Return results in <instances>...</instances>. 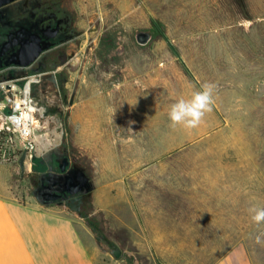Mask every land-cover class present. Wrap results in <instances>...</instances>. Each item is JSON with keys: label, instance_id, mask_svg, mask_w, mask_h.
Instances as JSON below:
<instances>
[{"label": "rangeland", "instance_id": "374dc122", "mask_svg": "<svg viewBox=\"0 0 264 264\" xmlns=\"http://www.w3.org/2000/svg\"><path fill=\"white\" fill-rule=\"evenodd\" d=\"M66 3L80 35L58 72L65 100L45 90L31 166L20 152L0 162V191L38 205V172L65 146L93 189L73 208L49 207L78 217L111 256L264 264V224L249 211L264 207V0ZM140 31L152 35L144 46ZM205 83L212 111L194 129L172 127L171 105Z\"/></svg>", "mask_w": 264, "mask_h": 264}, {"label": "flooded vegetation", "instance_id": "af4514ba", "mask_svg": "<svg viewBox=\"0 0 264 264\" xmlns=\"http://www.w3.org/2000/svg\"><path fill=\"white\" fill-rule=\"evenodd\" d=\"M75 15L68 7L66 0H10L0 7V75L11 77L24 74V78L39 77L33 83L40 84L32 95L37 104H43L46 99L45 90L54 91L55 98L61 103L62 93L56 89L60 75L59 69L68 63L66 46L78 38L80 33L76 29ZM33 42V44H32ZM34 46L41 49L35 62L28 68H21L19 51L22 47ZM50 113H57L58 108H49ZM73 154L63 146L52 156L46 157L43 169L38 172L36 193L44 185L57 189L51 181L57 175H65L73 169ZM65 165V171L60 169ZM58 193L57 204L74 207L71 203L73 197L86 193L69 195Z\"/></svg>", "mask_w": 264, "mask_h": 264}, {"label": "crops", "instance_id": "0c3cea01", "mask_svg": "<svg viewBox=\"0 0 264 264\" xmlns=\"http://www.w3.org/2000/svg\"><path fill=\"white\" fill-rule=\"evenodd\" d=\"M80 221L0 191V264H127L89 241Z\"/></svg>", "mask_w": 264, "mask_h": 264}, {"label": "built area", "instance_id": "2783aa9c", "mask_svg": "<svg viewBox=\"0 0 264 264\" xmlns=\"http://www.w3.org/2000/svg\"><path fill=\"white\" fill-rule=\"evenodd\" d=\"M32 78L0 82V162H7L20 152L28 154L31 166L32 153L37 149L34 130L40 121L34 118L39 109L31 94V84L36 81Z\"/></svg>", "mask_w": 264, "mask_h": 264}, {"label": "water", "instance_id": "95a60500", "mask_svg": "<svg viewBox=\"0 0 264 264\" xmlns=\"http://www.w3.org/2000/svg\"><path fill=\"white\" fill-rule=\"evenodd\" d=\"M10 0H0V7L9 3ZM136 42L139 45H146L152 38L151 33L146 31H140L135 35ZM33 44V42H32ZM41 52L40 48H36L33 45L22 47L19 51V62L17 65L21 68L30 67L35 60L38 58ZM60 169L62 172L65 171V165H61ZM53 185L57 186L55 192H65L69 195H75L78 193H90L93 189L92 181L84 173V169L80 168L77 165L73 166L72 170H69L65 175H57L51 181ZM52 187L44 185L41 190L38 191L35 195L38 203L42 206H49L59 198L58 193L53 191Z\"/></svg>", "mask_w": 264, "mask_h": 264}, {"label": "clouds", "instance_id": "9594fccd", "mask_svg": "<svg viewBox=\"0 0 264 264\" xmlns=\"http://www.w3.org/2000/svg\"><path fill=\"white\" fill-rule=\"evenodd\" d=\"M214 89V84L205 83L201 90L195 91L189 99L181 98L172 104L168 113L171 126L179 125L185 129L198 127L205 115L212 111ZM249 211L253 213L251 218L257 226L264 224V207H253ZM256 242L261 243L260 236L256 237Z\"/></svg>", "mask_w": 264, "mask_h": 264}, {"label": "trees", "instance_id": "16d2710c", "mask_svg": "<svg viewBox=\"0 0 264 264\" xmlns=\"http://www.w3.org/2000/svg\"><path fill=\"white\" fill-rule=\"evenodd\" d=\"M79 196H81V197H86L87 195H85V194H81V195H79ZM79 196H76V197H79ZM76 197H73L71 200L74 201V199H76ZM82 217L85 218V219L87 218L86 215H82ZM91 228H92L94 231L96 230L93 226H91ZM116 258H119V257L116 256Z\"/></svg>", "mask_w": 264, "mask_h": 264}, {"label": "bare ground", "instance_id": "6f19581e", "mask_svg": "<svg viewBox=\"0 0 264 264\" xmlns=\"http://www.w3.org/2000/svg\"><path fill=\"white\" fill-rule=\"evenodd\" d=\"M39 127V126H38ZM38 151L40 152V150L38 149ZM28 165V164H27Z\"/></svg>", "mask_w": 264, "mask_h": 264}]
</instances>
